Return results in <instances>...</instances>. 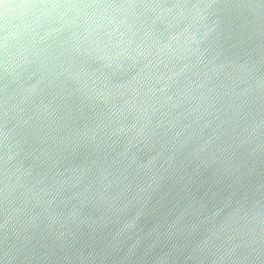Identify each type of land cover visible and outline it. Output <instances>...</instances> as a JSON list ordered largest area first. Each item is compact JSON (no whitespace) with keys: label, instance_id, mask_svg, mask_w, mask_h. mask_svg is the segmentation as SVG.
Wrapping results in <instances>:
<instances>
[{"label":"clouds","instance_id":"9594fccd","mask_svg":"<svg viewBox=\"0 0 264 264\" xmlns=\"http://www.w3.org/2000/svg\"><path fill=\"white\" fill-rule=\"evenodd\" d=\"M0 264H264V0H0Z\"/></svg>","mask_w":264,"mask_h":264}]
</instances>
